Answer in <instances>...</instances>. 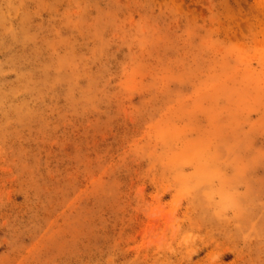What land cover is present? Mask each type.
Segmentation results:
<instances>
[{
  "label": "rangeland",
  "instance_id": "obj_1",
  "mask_svg": "<svg viewBox=\"0 0 264 264\" xmlns=\"http://www.w3.org/2000/svg\"><path fill=\"white\" fill-rule=\"evenodd\" d=\"M0 264H264V0H0Z\"/></svg>",
  "mask_w": 264,
  "mask_h": 264
}]
</instances>
